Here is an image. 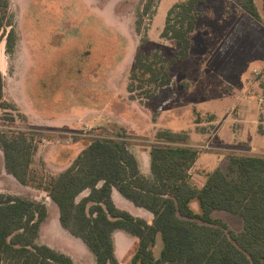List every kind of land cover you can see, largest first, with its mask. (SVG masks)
Here are the masks:
<instances>
[{"label":"rangeland","instance_id":"rangeland-1","mask_svg":"<svg viewBox=\"0 0 264 264\" xmlns=\"http://www.w3.org/2000/svg\"><path fill=\"white\" fill-rule=\"evenodd\" d=\"M179 1L158 0L150 14L143 11L146 0H10L16 42L7 52V27L0 39V131H21L33 138L34 178L21 184L9 174L0 147V192L45 202L49 214L37 242L67 253L74 263L94 264V254L60 225L45 186L50 176L67 167L90 141H122L133 152L153 144L194 147L201 162L190 176L195 185L200 183V175L218 166L228 176H236L231 156L264 155L253 152L261 151L258 148L264 144L259 128L264 122V88L260 85L264 82V25L237 10V0L199 3L188 56L170 67L172 83L150 99L140 89L129 92L130 71L139 47L150 54L156 50L166 58L175 56L176 41L162 37L161 31L167 10ZM256 3L259 7L260 0ZM144 35L147 42L142 45ZM240 95L238 109L245 115V128L231 131L229 123L234 116L230 112L234 114L232 106ZM210 112L216 113L214 123L209 122ZM41 117L58 121L44 123ZM67 119L72 123H64ZM221 125L225 141L215 135ZM166 128L184 133L196 129L209 136L200 141L158 139L156 133ZM238 139L253 151L237 143ZM190 205L200 210L196 199ZM211 215L232 231L242 228L239 215L224 210H214ZM119 231L125 237L123 246L137 242L131 234ZM135 247L131 245L121 258L122 264H129ZM161 247L158 233L155 256Z\"/></svg>","mask_w":264,"mask_h":264},{"label":"trees","instance_id":"trees-1","mask_svg":"<svg viewBox=\"0 0 264 264\" xmlns=\"http://www.w3.org/2000/svg\"><path fill=\"white\" fill-rule=\"evenodd\" d=\"M156 1L146 0L143 11L153 14ZM203 1L182 0L169 7L161 36L176 41L175 56L166 58L159 51L150 54L139 47L127 86L130 93L140 89L150 99L172 83L170 67L188 56L197 5ZM238 5L264 25V0H260V8L255 0H241ZM140 21L136 20L138 33ZM7 27L5 47L11 52L16 33L10 0H0V39ZM140 42L146 44L145 35ZM2 87L0 73V99ZM156 137L188 138L184 132L169 130H159ZM0 147L6 171L18 182L30 183L34 178L33 138L21 131H0ZM198 154V149L190 146L153 144L149 148L151 176L146 177L125 142L92 140L65 169L50 176L45 189L58 208L60 225L82 240L94 254V264H122L115 254L113 232L117 229L137 238L129 264H264V156H231L236 176L216 167L207 173L204 184L197 186L190 180L189 169ZM113 187L151 211V222L117 207L111 197ZM193 199L198 201L199 211L191 207ZM214 210L239 215L241 230L232 231L213 218ZM46 217L45 202L0 192V264H79L67 253L37 242ZM158 233L162 247L155 256Z\"/></svg>","mask_w":264,"mask_h":264},{"label":"crops","instance_id":"crops-1","mask_svg":"<svg viewBox=\"0 0 264 264\" xmlns=\"http://www.w3.org/2000/svg\"><path fill=\"white\" fill-rule=\"evenodd\" d=\"M241 0H237V6H236V8H237V10H241L240 8H239V2H240ZM256 1V0H255ZM257 4V3H256ZM259 8H260V6H259ZM224 9V8H223ZM225 10V9H224ZM225 11H227V10H225ZM228 12V11H227ZM264 66V65H263ZM263 88H264V82H261V84H260ZM120 93V92H119ZM241 98H242V96L240 95V97H239V99L238 100H236L235 99V102L233 103V109L232 110H235V112H234V114L233 113H231L230 112V116H234L233 118H232V121H230V123H229V128H228V130H231L232 131V129H233V131H238V132H240V131H243L244 130V128H245V126H244V117H245V115H244V113H243V111H241V110H239L238 108H239V102L241 101ZM121 99H123L122 97H121ZM138 100V99H137ZM136 100V101H137ZM130 101H132V100H128V101H126V102H130ZM259 101H261V102H263V97H259ZM130 103H132V102H130ZM94 115V114H92V113H88L87 112V115ZM210 114L212 115V119L209 121L210 123H214V121H215V117H216V113L215 112H210ZM42 118V120L44 121V123H49V122H51V123H57L56 121H58V120H55L54 118L52 119V118H44V117H41ZM213 118H214V120H213ZM72 119V118H71ZM228 119H229V117L227 116V118L226 119H224V121H225V123H227L228 122ZM76 121H74V123H75ZM234 122H238L239 123V125H236L235 123L233 124ZM64 123H68V124H71L72 123V120H70V119H67V120H65L64 121ZM225 123H224V126H225ZM233 126H235L236 128H233ZM259 128H260V132H261V139H263L264 138V122H263V127L261 126V124L259 123ZM166 129H168L169 131H173V132H182V131H180V130H177V131H175V130H172V129H170V128H166ZM187 135H188V138H189V140H191L192 138H195V139H199V141H200V138H207L208 136H209V134L208 133H201V132H199V131H197L196 129L195 130H193V131H190V132H185ZM215 135H217V136H219V138H220V140H223V138H224V136L226 135L225 133H224V131H222V125H221V127L219 126H217V128H216V132H215ZM238 138H239V133H238ZM229 139H230V137H229ZM223 141H225V140H223ZM237 143H241V144H245L246 146H248V144L246 143V142H244V141H242L241 139H238V141H236ZM194 146H195V144H193ZM248 148L250 149V150H252L249 146H248ZM258 149H260L261 151H253V152H256L257 154H259V153H262V154H264V144L262 145V146H259V148ZM134 154L136 155V157H137V159H138V161H139V164H140V169H141V171H142V173L146 176V177H150L151 176V170H150V155H149V149H147V150H142V151H137V152H134ZM264 156V155H263ZM216 164V163H215ZM199 165H201V162L200 163H198V159H196V161L194 162V164L192 165V167L189 169V175L192 177V169L195 167V166H199ZM220 169H222V166H218ZM66 167H64V168H61V169H59L58 171H61V170H63V169H65ZM214 168H216V167H214ZM213 168V169H214ZM213 169H210V170H207L208 172H210L211 170H213ZM223 170V169H222ZM207 172V173H208ZM207 173L206 174H202V175H200V176H202V177H200V176H198V177H200V180H199V178H197V180L198 181H200V183L199 182H197V183H199L197 186H201V185H203L204 184V182L206 181V177H207ZM194 174V173H193ZM22 184V183H21ZM84 194H86V191H84V192H82V194L81 195H84ZM111 197H112V199H113V201H114V203H115V205L117 206V207H119V208H121V209H124V210H127V211H129L131 214H133V215H136V216H140V217H142V218H144L145 220H147L148 222H151V220H152V218H153V215H152V213H151V211H149L148 209H146V208H144V207H142V206H137V205H135L132 201H130L129 199H127L126 197H124L115 187H113L112 188V191H111ZM54 207H55V212H56V216L58 217V208H57V206H56V204L54 203ZM49 214V211L47 212V215ZM59 220V219H58ZM60 223V222H59ZM43 223H41V225H40V229H39V234H40V232H41V230H42V228H43ZM62 228V227H61ZM64 229V228H63ZM66 230V229H65ZM69 233V232H68ZM72 235V234H71ZM116 235H118V237H119V239L120 240H118L117 239V236ZM75 237V236H74ZM76 238H78V237H76ZM113 238H114V243H115V254H116V256H117V258L119 259V261L122 263V259L121 258H123L124 257V255L129 251V248L131 247V245H133V244H135V246H136V243L137 242H133L132 244L131 243H129L128 245H122V239H124L125 240V237H124V234H122V233H120V231H119V229H117V230H115L114 232H113ZM136 238V237H135ZM136 241H137V238H136ZM121 245V246H120ZM51 246V245H50ZM51 247H53V246H51ZM120 254H121V256H120ZM81 263H84V262H81Z\"/></svg>","mask_w":264,"mask_h":264}]
</instances>
